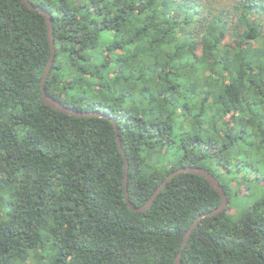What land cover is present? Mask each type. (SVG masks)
<instances>
[{"label": "trees", "instance_id": "trees-1", "mask_svg": "<svg viewBox=\"0 0 264 264\" xmlns=\"http://www.w3.org/2000/svg\"><path fill=\"white\" fill-rule=\"evenodd\" d=\"M54 16L49 95L117 122L138 207L185 167L224 187L183 264H264V0H31ZM46 18L0 0V264H177L222 198L181 174L144 214L106 117L44 104Z\"/></svg>", "mask_w": 264, "mask_h": 264}, {"label": "water", "instance_id": "water-1", "mask_svg": "<svg viewBox=\"0 0 264 264\" xmlns=\"http://www.w3.org/2000/svg\"><path fill=\"white\" fill-rule=\"evenodd\" d=\"M22 1L29 9L36 11V12H39V13H42L46 18V22H47V26H48L49 39H50V43H51V57L49 59L48 66L46 68L44 78L42 81V95H43V101H44L43 103L48 105L49 107H51L52 109H54L56 111L62 112V113L67 114V115H72L75 117H106V118H109L112 120L114 126L117 129V133H118L119 128H118L117 122L114 119H112L110 116H108L107 114L98 113V112H94V113L79 112L73 108L66 106L64 103H62L57 98L49 95V93L47 91V81H48V78L50 76V73L52 71V68H53V65H54V62L56 59V45H55V36H54V16L52 13L49 12V10L47 8L43 7L42 5H36L31 0H22ZM117 142H118V146L120 148V151H121V153L125 159V196H126L127 203L133 212L140 213V214L147 213L153 207V205L155 204V201L160 196V194L163 192V190L167 187V185L175 177H177L181 174H192V175H198V176L204 177L210 183L212 188L217 193L220 194V196L222 198L221 205L217 209L210 211L208 213L202 214L199 217H197L195 219V221L193 222V224L191 225V227L187 230L185 237H184L182 248H181V250L177 256V261H176L177 264H183V260H182L183 259V252L186 249V247L189 243V240L192 237L194 231L200 226V223L202 222V220H204L206 218L217 217V216L225 213V211L228 207V204H229V198H228V195H227L224 187L221 185L219 180L209 170L204 169L202 167H194V166L193 167H185V168L179 169V170L171 173L161 183V185L158 187L156 192L153 194V196L151 197L149 202L147 204H145L144 206L138 207L131 201V196H130V191H129L130 161L128 159L126 151L123 148L122 140H121L119 133H118V137H117Z\"/></svg>", "mask_w": 264, "mask_h": 264}, {"label": "rangeland", "instance_id": "rangeland-1", "mask_svg": "<svg viewBox=\"0 0 264 264\" xmlns=\"http://www.w3.org/2000/svg\"><path fill=\"white\" fill-rule=\"evenodd\" d=\"M264 195V181L252 184V194L246 197H235L232 200V211L240 214L251 207L260 197Z\"/></svg>", "mask_w": 264, "mask_h": 264}]
</instances>
